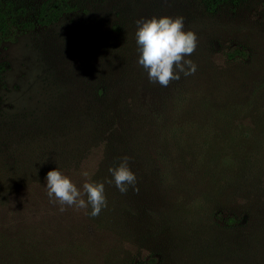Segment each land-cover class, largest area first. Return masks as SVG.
Here are the masks:
<instances>
[{
    "label": "rangeland",
    "instance_id": "obj_1",
    "mask_svg": "<svg viewBox=\"0 0 264 264\" xmlns=\"http://www.w3.org/2000/svg\"><path fill=\"white\" fill-rule=\"evenodd\" d=\"M41 1L11 3L20 20H30ZM70 3L72 11L54 24L0 43V192L18 187L8 198L11 212L0 210L5 253L0 264H264V218L255 219L260 224L254 225L242 213L248 220L242 226L248 227L234 232L244 237L220 235L228 233L223 214L264 204L263 198L247 196L251 189L264 195V0L226 4L209 14L198 0ZM163 16L182 17L184 30L197 37L195 51L185 57L196 65L195 73H180L167 87L149 81L138 63L135 38L137 21ZM101 92L99 104H105L97 106L92 97ZM95 110L99 116L123 112L126 122L136 118L125 130L126 147L136 150L145 139V160L159 170V179L168 180L176 169L186 181L204 179L207 187L186 189L176 198L190 212L178 218L182 236L174 235L172 222L159 226L131 219L140 210L137 200L121 202L129 217L124 223L115 221L111 231L99 230L83 209L60 205L47 188L35 191L28 183L11 181L33 173L32 163L39 162L35 168L68 164L61 173L80 191L92 177L110 186L109 169L95 177L99 163L105 166L110 159L103 157V144L78 134L85 113ZM59 123L76 132L77 145L64 146ZM157 126L159 134L154 133ZM201 156L208 158L206 170ZM238 160L245 165L240 179L234 173ZM130 165L142 170L139 158ZM259 170L262 175H255ZM143 198L148 201L144 192ZM201 201L203 206H194ZM107 205L124 208L116 195L108 196ZM45 209L51 217L43 218ZM35 222L48 227L33 229ZM202 232L208 235H196Z\"/></svg>",
    "mask_w": 264,
    "mask_h": 264
},
{
    "label": "trees",
    "instance_id": "obj_2",
    "mask_svg": "<svg viewBox=\"0 0 264 264\" xmlns=\"http://www.w3.org/2000/svg\"><path fill=\"white\" fill-rule=\"evenodd\" d=\"M198 1L200 2V5L204 9V11L207 14H209V13L215 12L219 7L224 6L226 4H229L234 7L245 0H198ZM71 11H72V5L70 3V0H42L30 20H20L18 18L17 11L13 9L11 0H0V43L14 40V38L19 33L32 29L34 27H46L51 24H54L64 14H67ZM102 95L103 93L101 92V96L93 95L92 97L93 100L97 102L96 103L97 106L105 104V102H102L101 104H99V101L104 100V96L102 97ZM147 113L148 115L151 116L152 121H154L152 123L155 124L156 120L153 117V115L150 114L149 111H147ZM108 114L104 112L102 113V116H99L100 114L96 110L89 114L85 113V115L87 116L86 118L87 120H85V122L81 124L79 131H78V134L81 137H83L84 140L85 139H88V141L97 140L101 144H103V148L105 152L107 153V154L103 153V157L105 158L107 155L110 157L108 164H106L105 166H102L99 163V167H98L99 170H98V173H96L95 177H98L99 174L103 171V169H109L110 167L111 168L117 167L124 157H128L129 158L128 166L130 170L135 174L136 183L134 186H128L127 192L122 194L115 186L113 177L110 173L108 179L109 181H113L112 183H110L111 187L108 185L106 187V184L104 185V189H105L104 194L106 197V202H108V196L112 195V197L115 198V195H116L118 204L120 205V207H124V208L116 209V208H113V206L107 205L106 207L102 209V211L100 212L98 216L93 217V216H89V213L91 212V206H89L87 209H83L84 214L86 215V217H88L89 221L94 223V227L98 228L99 230L111 231L112 226L115 225L116 223L115 221L122 222V221H126V219L129 218L124 213L125 211L124 209L125 207H127V205L121 202L125 200L126 201L137 200L138 201L137 204H139L138 206L140 210L137 208L135 214L133 215L131 219L135 217L137 220H145L149 222L150 225L156 222L159 226L161 224L166 225L172 222V225H175V227L173 228L174 235H177L176 232H179L178 233L179 235L177 236H182L181 234H182V230L184 227L182 226L177 227V225H179L180 223L179 222L180 220L178 218L180 215H184V217H189L190 212L189 210L188 211L184 210L182 206L180 205V203H176L177 202L176 198H178L179 197L178 195H180L178 193H181V192L184 193L186 189H188V191H191L192 188H196L198 186L204 185L205 187H207V185L204 182V179L202 178L198 179V182H200V184L196 182L197 179H195L194 182L186 181L184 179L185 175L183 174V171L181 169H176L172 172H169L168 173L169 178L168 180L166 179L167 181L159 179L158 178L160 177L158 175L159 170L154 169L151 166H149L145 160V158L147 157L146 156L147 150L144 146L145 139H142L138 142V148L136 150L133 148V151H130L126 147L128 142L125 139L126 137L125 130L129 125L132 124V122L136 121V118L133 120L129 119L128 122H126L124 120L125 113L123 112H116L112 110ZM166 118L167 117L161 118L160 121L162 123H165ZM61 125L62 124L59 123L58 126L56 127H62L60 130L61 132L60 140H64L65 142L64 146H67L70 144L71 146L72 145L74 146V143L75 145H77V143H79V140H78V136H76V132L73 130L70 131V129L66 127L65 125L64 127ZM163 125L165 124H161L162 127ZM166 126L169 127V125H166ZM160 128L161 127L159 126L154 127V133L157 132L159 134ZM181 133H183L182 135L187 136L185 134V131H182ZM160 136H163L162 133L160 134ZM142 144H143V147H142ZM146 147H148V145ZM182 152H184L182 149L179 150V153H182ZM148 157L152 158V155L149 153ZM201 157L205 158L202 160L204 162L202 166L206 170L207 169L206 162H208V158L206 156L205 157L201 156ZM137 158H139V160L141 161V166H142L141 171L137 170L136 166L133 169V167L130 165V163L133 162V160ZM35 163L39 164V162L32 163L31 166H33L32 167L33 173H29L25 175L24 178L10 177L11 181L12 180L14 182L21 181L20 185L24 183V185L26 184V186L28 183V185H31V189L35 191H40L44 187L47 188L45 185L47 183L46 174L48 171L56 169L55 168L56 166H49L48 163H43V165H39L40 167L35 168L34 167ZM237 165L240 166V168L235 169L234 173H235V176L239 177L240 179V176H243L245 174L243 170L245 166L244 161L238 160ZM64 167L66 169L68 167V164L67 165L64 164L60 169H57V170L62 172L63 171L62 169ZM222 172L223 170L219 171L218 174H216V176L221 175ZM261 172L262 171L259 170V173H256L255 175H258V174L262 175ZM30 179L31 181H28ZM90 181H95V180L92 177ZM10 189H12V187ZM17 189L18 187H15L12 191L6 190V192L4 193L0 192V210L2 211L1 213H3L4 211V215H8L11 212L9 205L7 204L9 201L8 198L9 196L17 192L18 191ZM142 192L145 193V197L146 195H148V201L145 202L144 198L140 199V194ZM35 194L37 195V192ZM235 196L237 197L238 194H235ZM247 196L248 198H251L254 201H255V198L257 197L259 199L263 198L264 200V195H261L259 192L253 189L248 191ZM83 198L86 200L87 199L86 195ZM209 199L210 198L207 197L205 201H208ZM203 203L204 201H201L198 205H194V206L201 207L204 205ZM5 204H7V207ZM248 209L249 210L243 211L240 213H234L236 211L234 210L233 213L232 212L228 213L230 215L223 214L222 215L223 225L227 229L228 233H224V234L216 233V234L223 235L230 239H233V238L239 239V240L242 239L244 236H240V234L236 236L235 234H237V232H234V231H237L239 228H241L242 230V228L248 227V225L242 226L246 222H248L247 219L242 217V213L247 212L248 217H250L251 220H254L255 222L254 225L260 224V222H256L255 219L262 220L264 218V204L262 205V207L259 206L258 208H254V206L251 204V206L248 207ZM50 214H52V212L49 209H45L43 218L50 216ZM118 220H121V221H118ZM34 227H36L39 230H42L44 229V227H48V223L44 224V222L42 223L35 222L32 228L34 229ZM262 228L263 226L261 224L260 229L262 230ZM159 229H161V227H159ZM25 232L27 233L28 230H26ZM158 232L159 231L155 232V234ZM196 235L205 236V235H208V233L202 232ZM177 238L180 239L179 237ZM249 239H253V238L251 237ZM261 245H264V244H261ZM255 247H260V246L259 244H255ZM14 250L18 251L16 249ZM4 254H5L4 248L0 246V256Z\"/></svg>",
    "mask_w": 264,
    "mask_h": 264
},
{
    "label": "clouds",
    "instance_id": "obj_3",
    "mask_svg": "<svg viewBox=\"0 0 264 264\" xmlns=\"http://www.w3.org/2000/svg\"><path fill=\"white\" fill-rule=\"evenodd\" d=\"M136 23L138 63L147 71L150 82L167 87L172 80L180 78V73L185 76L195 73L196 65L185 57L195 51L197 37L193 31L184 30L182 17H152ZM128 160V157H124L117 167L109 168L115 186L122 194L127 192L128 186H134L136 183L135 174L130 170ZM46 182L48 196L54 197L60 205H75L80 209L91 206L89 215L93 217L98 216L107 206L102 182L86 181L82 186L83 191H80L69 177L57 169L47 172ZM85 195L86 200L83 198ZM60 210L65 209L61 207Z\"/></svg>",
    "mask_w": 264,
    "mask_h": 264
}]
</instances>
